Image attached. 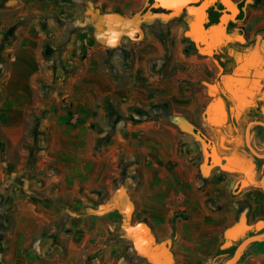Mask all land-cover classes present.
<instances>
[{
    "label": "crops",
    "instance_id": "crops-1",
    "mask_svg": "<svg viewBox=\"0 0 264 264\" xmlns=\"http://www.w3.org/2000/svg\"><path fill=\"white\" fill-rule=\"evenodd\" d=\"M147 3L0 0L12 116L21 125L42 116L38 136L30 129L10 135L26 156L0 162V264H133V239L116 212L88 208L104 206L103 190L128 199L137 224L145 220L170 244L174 264H212L222 246L264 232V158L227 151V137L240 129L209 127L207 113L218 117L214 104L226 110L222 92L213 101L222 71L214 77L219 63L189 37L187 9L147 17L141 36L123 32L109 45L111 33L127 27L118 16L131 18ZM251 13L252 32L264 31V0ZM254 128L251 142L264 153V129ZM24 139L37 150L26 169ZM11 172L18 176L9 179ZM237 224L241 232L231 239L226 233ZM233 254L214 262L227 264ZM236 264H264V240L247 246Z\"/></svg>",
    "mask_w": 264,
    "mask_h": 264
},
{
    "label": "rangeland",
    "instance_id": "rangeland-1",
    "mask_svg": "<svg viewBox=\"0 0 264 264\" xmlns=\"http://www.w3.org/2000/svg\"><path fill=\"white\" fill-rule=\"evenodd\" d=\"M150 1L151 0H148L147 5L139 12L144 11L149 5ZM239 1L243 3L245 14L243 15L242 19L244 20V24L246 25V29L244 30V37L248 39V42L244 45H237L238 49L241 52L240 54L234 55L235 58H234L233 65H231L232 69L230 68L231 71L227 73L226 75H222V77L220 78V81H217V84H215L216 87L215 85H213L212 87V90L215 92L214 93L215 97L213 101L219 100L218 95L220 92H226V94L229 96V100L227 104L225 105V108L227 110V113H231V114L233 113L236 118H238L241 115V112L243 111V109L248 107V105L251 103V99L254 96H256L257 92L260 89V84L264 80V43H263L264 31H259V32L254 33L251 30L252 9L255 6L257 7L258 1H262V0H239ZM185 13H188V15L191 16L192 21L194 20V16L189 10H187ZM258 34L261 35L260 46L256 44V39H257ZM188 35L195 41V37L191 32V27L188 32ZM2 43H0V47H2L1 46ZM196 46L198 48V51L202 52V48L200 47V45L196 43ZM220 70L221 69L218 67L217 70L215 71L214 77H216L218 73L220 74ZM5 78H6V69L4 68V64L0 62V162H3L4 159L6 161V159L8 160L9 158L18 159V158H21L22 156L24 157L26 156V154H24L22 151H19L18 149L13 148V143L10 141L11 139L10 135L17 136L18 129H30L31 135L33 133L34 135L38 136V134H40L38 123H40L42 119V116H37V118L34 119L35 123L33 124L32 122V125H33L32 126L28 122L25 123L24 125H21L20 121L16 119V117L13 118L12 116L13 114L11 111L13 103L10 100H8V95H7L8 91H7V87L5 84L6 82ZM219 83H221V86H219ZM51 87L52 85L48 83L42 86V96L44 100L48 99L47 97L50 94V90L52 89ZM8 90H9V93H11V88H9ZM53 90L54 92L61 94L58 89L53 88ZM32 104L36 105L37 102L34 100ZM39 109H45V108L42 107ZM208 125L211 129H213L214 127L213 125H210V124ZM227 125L228 124H226L225 122L224 129ZM245 125H246V121L244 123L241 122L239 124L241 128L240 136H238L237 138L227 137V143H229L227 151H230V153H234L236 150L243 148L247 153L255 157V155L251 153L248 147L246 146L245 134H244L245 127H246ZM35 129H36V133H34ZM254 129H259V128L255 127ZM24 141H25L24 146L27 152V157H28L27 161L25 162L23 166L25 167L24 169H26V167L30 164L29 163L30 154H29V150L27 147L28 146L34 147V143L31 142V139H28V140L24 139ZM2 156L3 157L6 156V158H2ZM3 164L6 165V163H3ZM27 173L28 172L24 173L23 171L22 175L20 176L27 179L29 177ZM16 176H18L17 173L11 172L9 173L8 177L9 179H12V178L15 179ZM103 191H100L101 193L98 199L100 203H102L104 206L102 207L99 206V208H95L94 206H89L88 208L92 209V211L90 212H93V213L95 212L101 215L107 212L110 213L111 211H114L116 213L112 215L117 217L116 221L124 229L123 227V218L125 217L124 212H125L127 203H130V202L125 196L120 195L121 194L120 191L115 193L114 195H111L109 191H104V193ZM102 193L104 194V197L102 196L101 198ZM87 214L89 213H86V215ZM131 223L133 225L137 224L136 220L133 217V213H132ZM139 223H140L139 225L142 224V225H146L149 227V225L146 223L145 220L139 221ZM131 237L133 239V252H134L133 257H132V263L141 264L142 261L144 260L146 264H153L147 256L139 253V251L136 249L134 245V238L132 235ZM236 246H237L236 243L232 244V246L228 248L225 246H222L217 251V253L213 255L212 264H215L214 259H218L219 257L223 255L231 256L234 253ZM207 264H211V262Z\"/></svg>",
    "mask_w": 264,
    "mask_h": 264
},
{
    "label": "water",
    "instance_id": "water-1",
    "mask_svg": "<svg viewBox=\"0 0 264 264\" xmlns=\"http://www.w3.org/2000/svg\"><path fill=\"white\" fill-rule=\"evenodd\" d=\"M212 1L215 0H151L144 11L136 13L131 18L118 16L117 19L126 21L127 25L126 29L119 31V34L128 32L131 36H134L136 33H139L141 35L140 24L145 18L155 16L168 18L169 16H174L180 11L187 9L194 16V20L191 24V32L195 37L196 43L200 45L203 52L214 57L218 47L224 40L223 36H225L228 40H230L232 36L226 32L224 27H222L224 22L229 17L226 13L221 17V21L219 24L213 25L209 28L205 26L207 8ZM220 2L228 10H230L233 15H235L239 11V7L234 0H220ZM159 10L166 12H159ZM240 37L241 39H243L242 36ZM220 69L221 71H223L222 66H220ZM214 105H216V113H218V117L214 118L213 116H210L209 118L210 113H207V121L212 125L225 123L227 121V110H225L224 108H220L219 106H217V104ZM254 124L264 126L263 121L255 120L249 122L245 132L246 144L252 153L260 158H264V153H259L251 142V127ZM192 128L194 129L195 127L192 126ZM221 159L222 157L219 156V160ZM124 213L125 217L123 218V227L128 234L133 236L134 245L139 253L147 256L151 260V262H153V264H174L173 253L170 249V244L167 241H157V238L150 227L142 224L133 225L131 223L133 213V206L131 203H127ZM241 229V225L237 224L231 227L226 234L229 238L235 239L241 232ZM261 240H264V232L254 234L243 239L236 247L232 258L227 264H236L242 254V251L247 246L255 241Z\"/></svg>",
    "mask_w": 264,
    "mask_h": 264
},
{
    "label": "flooded vegetation",
    "instance_id": "flooded-vegetation-1",
    "mask_svg": "<svg viewBox=\"0 0 264 264\" xmlns=\"http://www.w3.org/2000/svg\"><path fill=\"white\" fill-rule=\"evenodd\" d=\"M235 3H237L238 7H239V11L233 15L231 13L230 10H228L224 5L221 4L220 0H215L210 2L208 8H207V16H206V21H205V26L207 28L219 24L221 21V17L223 16V14H228V19L224 22V24L222 25V27L225 28L226 32L228 34H230L232 36V38L230 40H228L225 36H223V42L222 44L218 47L214 58L217 60V56L224 54L226 55L225 57H222V60L224 61V63L226 64V69L223 68L222 73L219 75V78L222 75H226L227 73H225V70H228L229 68H231L232 63H234V58L236 54H240V50L238 49L237 45H244L248 42V39L246 37H244V26L242 24L243 22V15L244 13V8H243V3L239 0H234ZM162 11V10H161ZM162 12H166V11H162ZM233 16V18H232ZM243 37V39H241V37ZM222 100L224 105L227 104L228 100H229V96L227 94H225L224 92H222ZM261 96H254L251 99V103L248 105L250 106L251 104H254V102H258L259 100H261ZM264 98V97H263ZM257 106H259V104H256ZM260 111L257 110H250L244 108L243 111L241 112V115L236 118L235 115L232 113H227V121L226 124H228L225 129H241L239 124L242 122L244 123L246 121V125L251 122V121H263L264 122V106H260ZM261 127V129H264L263 125H259V124H254L253 127ZM194 129H198V128H194ZM213 129H216L213 127ZM224 129V128H223ZM246 129V128H245ZM258 169V168H257ZM256 182L261 183V176L255 180ZM140 224V223H139ZM157 241H159L157 239ZM153 263V262H152Z\"/></svg>",
    "mask_w": 264,
    "mask_h": 264
},
{
    "label": "trees",
    "instance_id": "trees-1",
    "mask_svg": "<svg viewBox=\"0 0 264 264\" xmlns=\"http://www.w3.org/2000/svg\"><path fill=\"white\" fill-rule=\"evenodd\" d=\"M159 12H162V11L159 10ZM136 35H137L138 37L141 36L139 33H136ZM225 56H226V55L221 54V55L217 56L216 58H217V61H218L219 65L226 69V68H227V67H226V64H225L224 61L222 60V57H225ZM232 65H233V63H232ZM231 69H232V68H231ZM231 69L229 68L228 70H225L224 72H225V73H229V72L231 71ZM256 96L264 97V80H263V82H262V87L259 89V91L257 92ZM256 104H259V106H257ZM261 105L264 106V98H261V100H259L258 102L255 101L254 104H251L250 106H248L247 109L260 111V110H261V109H260V106H261ZM192 129H193V128H192ZM111 130H112V129H110V131H109L108 134H106V135L100 137V139H99V144H100V143H103V142H105V141L108 140V136H109V134L111 133ZM193 130L197 133L198 136H200V137L203 138V134H202V132H200L198 129H193ZM34 133H36V129L34 130ZM27 148H28V150H29V154H30V157H29V163L31 164V163H32L33 156H34V154H35V152H36L37 150H35L34 147H30V146H28ZM210 160H212L213 162H216L215 157H210ZM126 176H127V174H126V172H124V173L122 174V177H126ZM4 229H5V227H3V225H2V226L0 225V230H4ZM243 239H244V238L240 239L239 242H241ZM2 240H3V235L0 234V244H1V241H2ZM237 243H238V242H237Z\"/></svg>",
    "mask_w": 264,
    "mask_h": 264
},
{
    "label": "clouds",
    "instance_id": "clouds-1",
    "mask_svg": "<svg viewBox=\"0 0 264 264\" xmlns=\"http://www.w3.org/2000/svg\"><path fill=\"white\" fill-rule=\"evenodd\" d=\"M112 34V38L111 39H109V45L111 46V47H115V46H117V42H118V39H119V33H116V32H112L111 33Z\"/></svg>",
    "mask_w": 264,
    "mask_h": 264
}]
</instances>
